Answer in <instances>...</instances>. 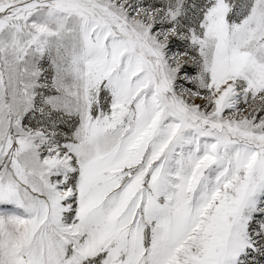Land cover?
<instances>
[{
	"label": "snow or ice",
	"instance_id": "snow-or-ice-1",
	"mask_svg": "<svg viewBox=\"0 0 264 264\" xmlns=\"http://www.w3.org/2000/svg\"><path fill=\"white\" fill-rule=\"evenodd\" d=\"M0 264H264V0H0Z\"/></svg>",
	"mask_w": 264,
	"mask_h": 264
}]
</instances>
